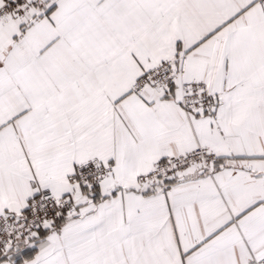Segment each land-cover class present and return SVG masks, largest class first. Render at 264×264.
<instances>
[{"label":"snow or ice","instance_id":"snow-or-ice-1","mask_svg":"<svg viewBox=\"0 0 264 264\" xmlns=\"http://www.w3.org/2000/svg\"><path fill=\"white\" fill-rule=\"evenodd\" d=\"M0 264H264V0H0Z\"/></svg>","mask_w":264,"mask_h":264}]
</instances>
